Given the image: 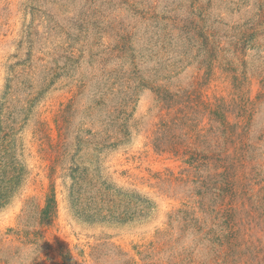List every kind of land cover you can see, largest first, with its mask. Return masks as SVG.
<instances>
[{
	"label": "rangeland",
	"instance_id": "374dc122",
	"mask_svg": "<svg viewBox=\"0 0 264 264\" xmlns=\"http://www.w3.org/2000/svg\"><path fill=\"white\" fill-rule=\"evenodd\" d=\"M0 264H264V0H0Z\"/></svg>",
	"mask_w": 264,
	"mask_h": 264
},
{
	"label": "trees",
	"instance_id": "16d2710c",
	"mask_svg": "<svg viewBox=\"0 0 264 264\" xmlns=\"http://www.w3.org/2000/svg\"><path fill=\"white\" fill-rule=\"evenodd\" d=\"M20 169L17 173L16 169L13 171V173L11 174V177H8L7 179V186H8V191L10 192L12 188L15 187L16 185V181L19 177V174H20ZM8 192V193H9ZM56 206H57V200H56V194L53 190V192L50 193V195L48 196L47 198V204H46V207L43 209V215L46 216L47 218H50L54 212L56 211Z\"/></svg>",
	"mask_w": 264,
	"mask_h": 264
}]
</instances>
